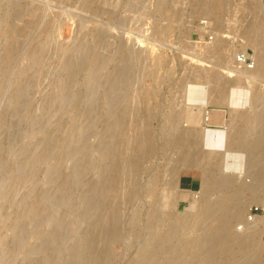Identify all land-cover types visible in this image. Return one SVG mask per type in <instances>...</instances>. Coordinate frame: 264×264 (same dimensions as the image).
Returning a JSON list of instances; mask_svg holds the SVG:
<instances>
[{
    "label": "rangeland",
    "instance_id": "obj_1",
    "mask_svg": "<svg viewBox=\"0 0 264 264\" xmlns=\"http://www.w3.org/2000/svg\"><path fill=\"white\" fill-rule=\"evenodd\" d=\"M258 3L252 0L247 8L245 0H224L216 22L210 12L196 9V0H0V264H81L87 261L82 250L88 245L112 254L107 262L96 256L88 264H136L158 245L170 248L158 253L161 259L175 254L176 264H185L187 255L179 251L206 222L193 223L180 232L177 242H160L154 233L169 229L167 215L190 220L199 215L203 200L214 202L222 191H202L203 163L178 167L179 134L200 132L195 151L202 160L214 155L212 173L233 175L239 181L234 186L251 184V165L264 162V153L254 149L252 164L247 167L243 148L261 130L262 123L255 116L264 108V73H256L255 68L235 72L231 67L239 49L253 53L257 63L262 44L255 47L248 42L243 30L254 17L264 38V17ZM220 34L225 39L222 49L231 54L225 59L228 64L206 49ZM99 55L104 58L98 60ZM211 70L224 74L229 70L243 79L219 85L228 93L222 96L204 77ZM241 71L246 72L241 76ZM192 85L214 93L218 101L211 97L216 105L230 104L232 88L239 89L232 91L238 101L229 107L235 118H228L223 127L231 124L239 129L234 138L241 147H227L234 139L229 135L219 146L221 129H227H219V136L216 129L213 133L205 128L207 106L198 105L199 110L185 95L186 87ZM117 110L124 114L133 110L135 118L147 115L155 148L140 158L138 166L125 161L123 166L130 175L124 179L131 181V187L134 184L136 194L132 200H118L119 204L114 203L116 193L99 196L104 176L117 169L116 156L108 153L115 138L113 118L124 115ZM135 133V128L126 132L131 138ZM200 134L207 139L201 140ZM184 175L191 177L194 192H181ZM175 182V201L171 202L167 197ZM150 185L155 189L148 190ZM245 187L241 190L245 199L241 218L232 222V230L241 235L247 227L239 230L238 225L244 222L249 206L264 203V196L256 199ZM106 208H117L121 214L115 230L118 234L109 242L96 237L98 227L103 236L111 234L108 229L104 232L108 220L98 216ZM153 213L161 215H156L159 223L157 218L151 220ZM261 221L264 218L254 221L258 231L249 235L246 246L252 264L257 259L264 261ZM254 222L248 225L254 226Z\"/></svg>",
    "mask_w": 264,
    "mask_h": 264
},
{
    "label": "bare ground",
    "instance_id": "obj_2",
    "mask_svg": "<svg viewBox=\"0 0 264 264\" xmlns=\"http://www.w3.org/2000/svg\"><path fill=\"white\" fill-rule=\"evenodd\" d=\"M251 1L252 0H245V6L247 8H249ZM258 1H259L258 4L260 5V8H261V11L263 14L261 0H258ZM195 7L198 11L210 12L215 17L216 22H219L220 21V13H221L222 8L224 7V0H196ZM263 17H264V14H263ZM198 29H200V28H198ZM203 29L205 30V28H203ZM219 29L226 31V29H223V28H219ZM215 30L217 31V29H215ZM243 32H244L243 38H246L248 40V42L253 44L255 47L258 44H260V46L262 44V46H261L262 51L259 49L260 51L258 52L259 53L258 58L256 57L257 63L255 61V67H254L255 70L254 71L256 73L257 72H259V73L263 72L264 73V43H262V42H264V38L262 37L263 35L261 33L259 24L257 23V21L255 20L254 17L252 19H250L249 22L246 24V27L244 28ZM215 33L217 34V32H215ZM220 33H222V32H220ZM223 35L220 34L219 38H217V36H216L215 37L216 38V40H215L216 44H214L215 42L212 41L213 44L208 45V47L206 49L208 50V52L216 53L221 58L220 59L221 62L224 60L223 62L225 63V59L227 60V58H229L230 53H228L225 49H222V47H221V42L225 41ZM100 55L98 56L99 58H100ZM256 55H257V53H256ZM103 58H100L98 60H101ZM129 59H132V58H129ZM211 67H213V66L211 65ZM215 69H216V67H215ZM246 71H248V70H246ZM254 71H252V72H254ZM115 72H117V71H115ZM225 72H226V74L219 72V70H215V71L211 70L209 72L206 71L204 73L205 79L210 80L209 82H212V84H211L212 86H210V88L212 90H214L215 88L216 89L219 88V85L227 86L228 84H230L232 82H238V81H240L239 79H243L242 77L239 78L240 76L239 77L237 76L239 78V79H237V77H234L235 73L230 74L229 70H227ZM242 72L243 71H241L239 74H241ZM245 72H243V73H245ZM249 72H251V70ZM236 74L239 75L238 73H236ZM241 76H242V74H241ZM221 81H223V82H221ZM250 81H248V82H250ZM218 82H219V84H217ZM186 89H187V87H186ZM225 89L226 88H222V87L219 88L220 94L222 96L225 94H228V93H223V91H225ZM236 89L239 90L238 88H236ZM236 89L232 88V90H231L230 94H232V95H230V96L232 99L230 98V100H231V103L229 104L230 107H233V105H235L238 101L237 98L235 97V94L233 96V93H232V91L234 92V90L236 91ZM213 96L215 97V95H213ZM218 96L221 98L220 95H218ZM215 98H217V101H218V97H215ZM215 98L213 100V97H211V99L213 101H216ZM224 98L225 99L228 98V100H229V97H227V96H225ZM220 101H223V100H220ZM227 102H230V101H227ZM190 106L191 105H189L188 107H190ZM196 107L198 108V105ZM200 108H202V106ZM120 109H122V108H120ZM198 109L196 110L197 112H195L197 116L199 113ZM202 109H201V111H202ZM205 109H206V107H205ZM119 110H117V111H119ZM124 110L122 109V111H124ZM133 110L132 111L129 110L130 112H128L127 114L121 113V111H119L120 113H118V114H121V115L124 114V115L123 116L120 115L121 118H117V119H116V116H114L115 117V118H113L114 124L113 123L109 124V125L113 124V125H111L112 126L111 128H113L115 130H113L114 132L112 130L111 131L113 132V134L115 133L114 134L115 138H113L114 140L112 139L113 142L110 139L112 142V143L110 142L111 149H109V148L108 149L111 151H109L108 153L111 154V152H112L113 153L112 155L116 156V157L114 156L115 160L113 162H116L115 168H117V169H114L115 171H112L111 173H107V175L104 176V180L102 178L103 182L100 184V187H99V196L103 197L106 195H111L112 192H113V194L116 193L115 200H117V201L114 202L115 204L116 203L119 204L118 200H128V201L132 200L136 194V189H135L136 187L134 186L133 181H132L133 187H131V184H128V182L130 183L131 181H129V180L127 181L126 179H124L125 175H128V173H129V171L128 170L126 171V168H124L125 166H123L125 161L127 162L129 160L130 163L132 162L138 166V162L142 156L152 154L155 150L151 132L149 130V127H147V125H148L147 115H146L145 119H143V117L138 118L140 115H138V117L135 118L136 114L134 116L132 115ZM231 110L232 111H230V118L234 119L235 115L233 113V108H231ZM126 111H128V110H126ZM126 111H124V112H126ZM135 111H136V109H135ZM204 112H205V110H204ZM204 112H203L202 116L205 115ZM199 114H201V113H199ZM120 116L118 115L117 117H120ZM200 116L201 115H199L198 118L202 119L201 118L202 116L201 117ZM205 116H204V118H205ZM256 118L258 120L260 119V122L262 123L261 128H260L261 130H260V132L258 131V133H257L258 136L256 135L257 138L254 140L253 143H249L247 145L245 144L246 147L242 145L243 148H245L246 152H247L246 166L249 168H250V164H252L251 163L252 161H250L251 156H252V155L250 156V154H252L251 152L254 149H260L264 153V108L262 109L261 112H259L257 114V116H255V120H256ZM140 119L143 120L142 121L143 123H141ZM205 119L204 120L202 119L204 124L206 123ZM247 120L249 121L250 118H248ZM145 121H146V123H144ZM193 123L198 124V122H195V121H193ZM199 123H201V121ZM139 125H141V127H142L141 129L139 128L140 127ZM130 128L133 129V130L132 129L130 130L131 132L132 131L134 132V128H135V131L137 133V134L136 133L134 134L135 137H133V138H131V136H128L129 134H126V132L130 133V131L129 132L125 131V129H130ZM137 128L139 129L138 131L136 130ZM195 128L193 130H196ZM202 128L204 129V125L202 126ZM223 128L227 129V130L221 129V131H223L222 132L223 134L220 133L221 131L219 129H216L217 130L216 133L219 132V136H220V134H222L221 135L222 137H220L221 140L220 141L218 140L219 146L225 141V139L227 138L228 135L231 136V138L238 136L239 129L232 128L231 124H230L229 128H226V125ZM197 130H199V129H197ZM207 130L209 131V129H207ZM191 132L192 131H189V132L184 131L183 133L179 134V136H178L180 138L179 139L180 141L178 140V142L176 144L177 145L176 148L177 149H178V147L180 148L179 149L180 150V156H178L179 158L177 159L178 167H179V164H192V163L194 164V163H196V165H199V164L203 163V165H205V167L203 170L204 174H203L202 181H201V188L203 187L202 191L203 192L205 191V194H207L208 192H210L213 189H220L222 191L221 192L222 194L214 202H208L206 200H203L200 204L199 210L200 209L201 210H200V213H198L199 215H196L194 218H191L190 220L188 219L189 218L188 216H187L188 218H185L184 216L183 217H181V216L175 217L173 215H167V217H169V222H170L169 229L167 231L161 232L159 234L154 233V235H155L154 238L158 239L160 242H162V240H163V243L166 242L167 240L177 242L180 238V235L183 234V232H182L183 230H185L188 227L193 226V223H201V222L203 223V221H204V222H206L205 226H200L201 228L198 229V230H201L200 233H198L192 239H190L189 241L184 243L182 245L180 251H179V252H182V254L185 253L187 255V259H186L185 264H238V263H240V264H252V262H251L252 255H250L251 251H249L246 246L249 242L248 241L249 237H250L249 235H251V233H253V232L258 231L257 227H259V226L257 224H255V222H254V226L253 225H247V228L245 230L246 234L241 235V234L235 233L232 230V222L236 219L241 218L242 206L245 204V199L243 198V195L241 194V190L243 189L244 186H246L245 188H249L252 190V196L254 198L259 199L260 197L264 196V162H262L261 164L259 163L258 166L255 164L251 165L253 168V171L251 169H249L250 172L252 171L251 177H253V179L251 178L252 181L250 180L251 184L246 183L248 186L247 185H244V186L241 185V186H243V187H241L240 183H242V182H240V183H238V186H234V184L236 185V183L239 181L238 180L235 181V178L233 175H231V176L230 175L214 176V174L212 173L211 166H213V164H216V162L214 161L215 156L211 154L209 156H206L208 159H206V157H204V159L202 160L201 156L198 155V153L195 151V138L198 141V135L197 134L200 132H197L196 134L191 133ZM211 132H213V130H211ZM113 134L111 133V135L114 137ZM111 135H110V137H112ZM180 135H181V137H180ZM208 135H209V132H208ZM201 138H202L201 140H203V141H205L207 139L204 134L201 135ZM171 140H170V144H172L174 146V144L172 142L173 140L172 141ZM196 144H197V142H196ZM238 144H239V140L234 138L233 141L227 145V147L228 146H235ZM215 146H217V144ZM238 146L241 147V145H238ZM112 155H110V156H112ZM134 164L131 166H134ZM105 166H108V165L106 164ZM174 169H176V168H174ZM174 173H175V171H174ZM129 175H130V173H129ZM132 180H134V178H132ZM174 184H175V189L172 190L173 193L171 192L172 193L171 194L169 192L170 196L167 197L168 198L167 200L171 201V202L175 201V191L177 190V187H176L177 183L175 182ZM242 184H245V182ZM154 186L155 185H152L151 188L149 187L150 189H148V190H151L152 188H154ZM195 186H197V185H195ZM261 199L260 200L263 201V198H261ZM157 200H158V197H157ZM157 200L155 201V203H157ZM121 203L122 202L120 201V204ZM111 205H113V203ZM113 207H114V205H113ZM118 210H117V208H115V210H111L110 208L109 209L106 208V210L103 213H100L101 211L99 212L98 216L100 219H102L104 217L103 218L104 220H108V221L103 220L105 222V224H103V225H105V227L107 225V227H108V228L104 229L105 230L104 232H106V230L108 229V231L111 230V234L109 233L110 235L108 234L106 236H103V234H104V233H102L103 230H101L100 227H98V230H96V237L105 239L109 242L115 237V234H118L115 231L117 229V223H118L119 219L121 218L120 217L121 214L119 215ZM156 215H160V214L153 213L151 220L153 221L154 219L156 220V218H157L156 221L158 222L160 220V218ZM190 216H192V215H190ZM261 222L260 223L263 224V226H264V221H261ZM197 225H199V224H197ZM154 229H155V227H153L152 230H154ZM195 229L197 230V228H195ZM155 231L158 232L156 229H155ZM150 232H151V230H150ZM180 232H181V234H180ZM150 236H152L151 233H150ZM89 239H90V237H89ZM105 240H103V241H105ZM232 243L237 244V245H235L237 247L234 248V245ZM90 246L91 245L83 247L82 254L86 257L87 261H83V263H81V264H88V262L90 263L92 261V259H95L96 256H97L98 260L101 259L103 261H106L112 255L111 253H109L110 251L109 252L107 251L108 249L101 252L99 250L96 251V249L94 250ZM158 246H157V249H155V250H147L142 255V257L136 261V264H176L177 261H176V257L174 256L175 254L170 255V256H165L164 258L161 259L158 253L168 252L170 248L169 249L168 248L162 249V246H159V247ZM171 252H173V250H171ZM174 252H176V251H174ZM179 252L177 254H179ZM234 252H238L237 255L234 254ZM78 253H79V251H78ZM108 261H110V260H108ZM255 264H264V261L257 259Z\"/></svg>",
    "mask_w": 264,
    "mask_h": 264
},
{
    "label": "crops",
    "instance_id": "obj_3",
    "mask_svg": "<svg viewBox=\"0 0 264 264\" xmlns=\"http://www.w3.org/2000/svg\"><path fill=\"white\" fill-rule=\"evenodd\" d=\"M261 5L264 14V0H261ZM185 95L189 100V104L207 106L205 128L209 130L221 129L223 128L225 121L230 118L229 104H214L215 101L211 99V93L209 89H205L200 85H192L187 87ZM184 177L185 178L183 181L185 183V187L181 188V192H194L195 189L192 187L193 183L191 181V177L189 175H184ZM185 199L187 198H183L181 200L184 201Z\"/></svg>",
    "mask_w": 264,
    "mask_h": 264
},
{
    "label": "built area",
    "instance_id": "obj_4",
    "mask_svg": "<svg viewBox=\"0 0 264 264\" xmlns=\"http://www.w3.org/2000/svg\"><path fill=\"white\" fill-rule=\"evenodd\" d=\"M205 23V22H204ZM211 39V35L208 36ZM235 72L240 70H252L255 67V57L253 53L245 49H239L235 52L231 64ZM264 218V203H253L245 213V220L238 225L239 230H243L248 224L253 223L256 219Z\"/></svg>",
    "mask_w": 264,
    "mask_h": 264
}]
</instances>
